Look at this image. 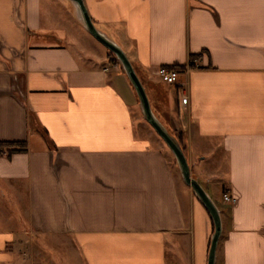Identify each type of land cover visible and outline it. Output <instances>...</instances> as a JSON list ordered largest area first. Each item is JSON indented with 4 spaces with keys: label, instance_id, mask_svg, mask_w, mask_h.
<instances>
[{
    "label": "crops",
    "instance_id": "crops-1",
    "mask_svg": "<svg viewBox=\"0 0 264 264\" xmlns=\"http://www.w3.org/2000/svg\"><path fill=\"white\" fill-rule=\"evenodd\" d=\"M84 2L220 210L215 264H264V0ZM82 26L72 1L0 0V142L25 148L0 152V264H28L26 231L69 236L84 264H207L208 212Z\"/></svg>",
    "mask_w": 264,
    "mask_h": 264
},
{
    "label": "water",
    "instance_id": "water-1",
    "mask_svg": "<svg viewBox=\"0 0 264 264\" xmlns=\"http://www.w3.org/2000/svg\"><path fill=\"white\" fill-rule=\"evenodd\" d=\"M74 4L78 17L85 30L108 51L114 54L119 61L122 71L135 91L139 107L145 121L153 128L173 154L179 168L181 178L185 185L190 187L192 193L208 212L212 223L213 233L210 238L207 264H215L216 250L222 234L221 213L215 202L203 188L201 183L191 175L189 161L178 138L173 135L155 114L145 86L135 71L128 55L122 47L104 32L99 30L92 21L84 0H70Z\"/></svg>",
    "mask_w": 264,
    "mask_h": 264
},
{
    "label": "rangeland",
    "instance_id": "rangeland-1",
    "mask_svg": "<svg viewBox=\"0 0 264 264\" xmlns=\"http://www.w3.org/2000/svg\"><path fill=\"white\" fill-rule=\"evenodd\" d=\"M62 1H65V0H62ZM67 1L70 2L69 0H66V2ZM79 21H80V19H79ZM81 25H82V23H81ZM80 33H82V35H83L82 37H84V39L79 38L78 42L82 45V47L84 49L90 50L91 53H96L98 51H104L103 53H107V56L109 58V62L111 64H116L119 67H121L119 61L115 58L114 54H112V56H110L108 54V51L106 50V48L104 46H102L100 43H98L88 32H86L83 28H81ZM85 39L87 41H89L90 43H92L95 47L91 46L92 44L88 45L89 42H87ZM115 40H116L115 42H118V43L120 42L118 39H115ZM122 49H123V47H122ZM146 91H147V89H146ZM147 94H148V92H147ZM151 105H152V103H151ZM152 108H153L155 114L157 115V117L161 120V122L167 127V129L173 135L176 136V134H178V133H176V131L173 130L172 125L168 122V120L164 117V115L161 112V111H164V107H161V109H158V107L155 104H153ZM140 120L142 123V133L144 134V136L149 134L148 136L152 135L153 138L157 137L156 139H158V141H160L159 143H162L164 145L165 154L170 159L172 168H173L175 175L177 177V184H178L179 188L185 187L184 186L185 184L181 178V174H180L179 168L177 166L176 160H175L173 154L171 153V151L169 150V148L165 145L163 140L155 133V131L151 128V126L145 121L142 113L140 115ZM180 145L183 148L184 153L186 154L184 145L182 143H180ZM224 165H225L224 157L222 154H220L219 166H221V170H224V167H223ZM191 175L194 176L195 178H198L195 173H191ZM186 187H188V186H186ZM204 188H206V187H204ZM189 189H190V187H189ZM190 191H191V189H190ZM191 193H192V191H191ZM221 196H222L221 192L220 191L217 192V199H219ZM182 197L184 199V196H182ZM26 232H27V234H24L22 240L24 242H27V247H23L22 250L24 251V257H25V260L28 264H84V262L81 260L79 255L75 252L74 246L72 245L71 238L69 236H67V235H56V236L43 235V236H39V235H37V233H34L32 231H26Z\"/></svg>",
    "mask_w": 264,
    "mask_h": 264
},
{
    "label": "built area",
    "instance_id": "built-area-1",
    "mask_svg": "<svg viewBox=\"0 0 264 264\" xmlns=\"http://www.w3.org/2000/svg\"><path fill=\"white\" fill-rule=\"evenodd\" d=\"M179 74L180 69L167 66H160L156 71L158 79L166 84H176L178 82ZM183 102L187 103V97L184 98ZM223 200L229 203L234 202V198L229 194H224Z\"/></svg>",
    "mask_w": 264,
    "mask_h": 264
},
{
    "label": "trees",
    "instance_id": "trees-1",
    "mask_svg": "<svg viewBox=\"0 0 264 264\" xmlns=\"http://www.w3.org/2000/svg\"><path fill=\"white\" fill-rule=\"evenodd\" d=\"M108 54L110 56H112V53L110 51H108ZM195 58L194 55H191V59ZM176 67H180L179 65H176ZM178 69V68H177ZM176 137L178 138V140L180 141V135L176 134ZM181 143V141H180ZM6 151V153L8 155H10L13 152H17V151H22L25 150L23 143H18V142H0V152L2 151Z\"/></svg>",
    "mask_w": 264,
    "mask_h": 264
}]
</instances>
